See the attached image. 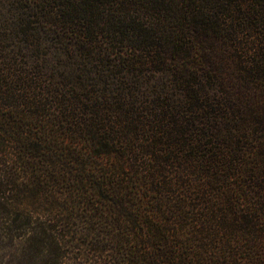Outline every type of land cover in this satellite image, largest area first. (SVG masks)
<instances>
[{
  "label": "trees",
  "instance_id": "obj_1",
  "mask_svg": "<svg viewBox=\"0 0 264 264\" xmlns=\"http://www.w3.org/2000/svg\"><path fill=\"white\" fill-rule=\"evenodd\" d=\"M13 1L0 213L34 260L264 264V0ZM112 67L163 88L86 85Z\"/></svg>",
  "mask_w": 264,
  "mask_h": 264
},
{
  "label": "rangeland",
  "instance_id": "obj_2",
  "mask_svg": "<svg viewBox=\"0 0 264 264\" xmlns=\"http://www.w3.org/2000/svg\"><path fill=\"white\" fill-rule=\"evenodd\" d=\"M13 0H7L5 3V15L2 17L1 22H0V32L4 34H10L8 35V39L5 40V46L8 48L4 49L10 54H13V52L17 51L16 49L19 46H24V43H22V35L19 34L18 30H14L13 26L10 24V20L8 19V14L7 11L10 9V5L13 4ZM10 4V5H9ZM18 32V33H16ZM49 45V44H48ZM14 47V49H13ZM48 47V46H46ZM2 49V48H1ZM53 53H51L50 50H46L45 53L43 54V58H49L52 57L54 58V51L55 47L49 48ZM3 50V49H2ZM4 51V52H6ZM82 51V53H81ZM64 55V54H63ZM69 55L65 54L63 57L69 58ZM74 61H71V65L74 67L75 64L80 63L81 60L86 58V53H83V50H79L75 53H73ZM92 61V60H91ZM98 61H93V65L99 69V66L97 64ZM69 63V67L67 69L68 72H74L73 67H71ZM101 68L102 65H101ZM137 72H129L128 68H125L122 73H120L117 69L111 68L112 74H114V80H111L109 82L106 81H101L99 77L98 70H95V75H92V80H86L85 83L86 85L89 84H96L97 87H99L101 90L103 88L108 89V88H120L121 90L123 89L127 95L128 91L132 90H140L143 88H147V91H153L151 89H160L162 87V82L160 83L158 81V77L160 76V71L156 72L153 71L152 69H149L147 67H139ZM93 72V74H94ZM127 77H125V75ZM140 75L141 77L139 78L140 80L138 81L134 76ZM103 78V77H102ZM116 88V89H117ZM161 90V89H160ZM116 91L112 92L114 97L116 96ZM155 110H160L159 106L156 105L154 106L152 103L148 105V108L145 107L146 114H150V119L155 120ZM154 114V115H153ZM153 115V116H151ZM151 124V123H150ZM12 219H7L6 215L3 213H0V264H42L43 262L38 260H34V255H32L29 252V240L28 236L29 234L27 233V229H22V228H17L16 224L20 223H14L11 222Z\"/></svg>",
  "mask_w": 264,
  "mask_h": 264
}]
</instances>
